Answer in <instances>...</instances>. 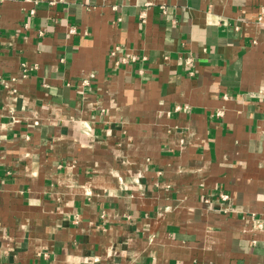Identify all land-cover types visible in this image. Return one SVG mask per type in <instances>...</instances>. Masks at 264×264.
Returning a JSON list of instances; mask_svg holds the SVG:
<instances>
[{"label":"crops","instance_id":"0c3cea01","mask_svg":"<svg viewBox=\"0 0 264 264\" xmlns=\"http://www.w3.org/2000/svg\"><path fill=\"white\" fill-rule=\"evenodd\" d=\"M261 8L0 0V264H264Z\"/></svg>","mask_w":264,"mask_h":264},{"label":"built area","instance_id":"2783aa9c","mask_svg":"<svg viewBox=\"0 0 264 264\" xmlns=\"http://www.w3.org/2000/svg\"><path fill=\"white\" fill-rule=\"evenodd\" d=\"M30 2H32L34 5H37L39 2H46L49 6H55L56 4L58 3H63L65 2L66 0H29ZM152 5V2L151 1H146L143 5V10L140 12V21L141 22H144V19H145V10ZM160 9L161 11L164 13L165 12V7L164 5H160ZM29 13L31 15L34 14V8L30 9ZM257 23L258 24H262L264 23V8H261L260 9V12H259V15L257 17ZM235 28H238V26H236ZM69 34H74L76 32V28L74 26H71L68 30ZM108 58L110 60V62L114 65V66H119L121 64H125L129 61H135V56L122 49L120 46L116 45V46H113L109 49V52H108ZM88 81L87 80H83L81 82V85L84 86V85H88ZM255 98L261 100L264 102V85H262L258 90L257 92L254 94ZM223 112L221 110H219L216 115L217 116H222ZM262 124H263V127H264V118L262 120ZM219 197L221 200H225L227 198V196L225 194H219ZM256 227H260V224L259 223H256Z\"/></svg>","mask_w":264,"mask_h":264}]
</instances>
